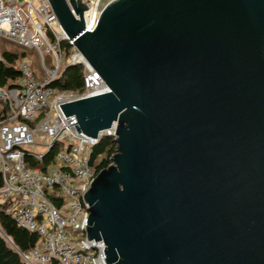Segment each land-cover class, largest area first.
Instances as JSON below:
<instances>
[{"label": "water", "instance_id": "obj_1", "mask_svg": "<svg viewBox=\"0 0 264 264\" xmlns=\"http://www.w3.org/2000/svg\"><path fill=\"white\" fill-rule=\"evenodd\" d=\"M49 2L111 89L61 105L116 127L85 194L107 263L264 264V0H110L93 31Z\"/></svg>", "mask_w": 264, "mask_h": 264}, {"label": "built area", "instance_id": "obj_2", "mask_svg": "<svg viewBox=\"0 0 264 264\" xmlns=\"http://www.w3.org/2000/svg\"><path fill=\"white\" fill-rule=\"evenodd\" d=\"M83 2L86 31H93L106 0ZM0 39L36 51L46 73L39 80L26 58L20 85L0 87V206L6 204L19 226L40 237L21 255L28 264H108L105 242L87 237L91 212L85 194L101 171L91 163L93 148L104 135L115 137L116 127L98 137L79 132L77 117H67L61 105L111 89L68 37L49 0H0ZM70 65L85 68L82 91L51 85ZM56 143L60 149L49 160ZM36 145L46 151H33Z\"/></svg>", "mask_w": 264, "mask_h": 264}, {"label": "trees", "instance_id": "obj_3", "mask_svg": "<svg viewBox=\"0 0 264 264\" xmlns=\"http://www.w3.org/2000/svg\"><path fill=\"white\" fill-rule=\"evenodd\" d=\"M8 45L0 56V87L11 88L19 86L22 80L20 65L29 53L33 50L21 47L7 39ZM34 52V51H33ZM85 68L83 65H70L62 75L52 82V86L58 91H82L84 87L83 77ZM60 149L58 143L55 144L48 159ZM117 151L115 137L104 135L98 144L93 148L91 163L96 165L98 170L107 168L111 164V159ZM48 162L42 164V168L47 167ZM39 235L18 225L16 220L7 212V205L0 206V264H28L21 253L31 251L39 242ZM56 264V263H54Z\"/></svg>", "mask_w": 264, "mask_h": 264}, {"label": "rangeland", "instance_id": "obj_4", "mask_svg": "<svg viewBox=\"0 0 264 264\" xmlns=\"http://www.w3.org/2000/svg\"><path fill=\"white\" fill-rule=\"evenodd\" d=\"M109 1L110 0H106V3H108ZM22 3H23V0H19V4H22ZM6 47H9V48H12V49L14 48L13 45H8L7 42L5 43L4 39H0V56H1L2 51ZM46 58L48 59V61L50 63H52L53 57H52L51 54H46ZM28 60L32 64V67H33L34 71L37 73L38 79L39 80L43 79L45 77L46 73H45L44 70H42V67H41V64H40V57L37 54V52L36 51L30 52ZM31 148L35 152H44V151H46V147L42 146V145H36V146L31 147Z\"/></svg>", "mask_w": 264, "mask_h": 264}]
</instances>
